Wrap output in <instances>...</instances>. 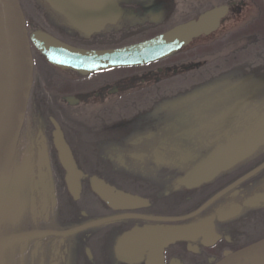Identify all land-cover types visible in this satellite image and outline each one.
I'll return each instance as SVG.
<instances>
[{
    "label": "flooded vegetation",
    "instance_id": "af4514ba",
    "mask_svg": "<svg viewBox=\"0 0 264 264\" xmlns=\"http://www.w3.org/2000/svg\"><path fill=\"white\" fill-rule=\"evenodd\" d=\"M19 3L28 37L44 32L82 50L130 45L217 6H227V14L215 31L192 39L170 56L87 74L50 64L29 40L32 83L13 159L0 187V235L43 234L4 245L0 264H74L77 258V264H214L227 253L264 238V145L210 181L190 188L178 183L217 144L239 137L264 110V66L261 74L253 72L231 82L233 87L246 90L245 98L231 107L216 99L179 97L182 91L210 82L205 79L208 75L192 79L201 72L209 73L214 61L206 57L224 59L218 52L225 41L233 40L227 46L244 45L236 51L250 52L246 50L250 42L264 39V17L255 13L264 9L263 0ZM246 9H254L249 19L237 27L224 28L227 19ZM199 40L203 41L196 43ZM254 52L257 55H252ZM248 55L253 57L242 60L246 65H254L256 56L264 65V49H253ZM234 60L233 68L240 66L239 58ZM47 84L59 86L58 93L47 98ZM41 101L48 128L41 125L43 116L37 113ZM126 101L142 106L125 117L118 105ZM92 104L100 107L86 130L94 126L101 134L84 141L87 143L80 148L82 140L72 133L69 122L85 126V110ZM54 122L82 172L77 197L69 192L57 158ZM82 149L84 153H80ZM102 190L105 199L98 193ZM119 193L142 201L122 208L125 204ZM221 196L224 199L215 205L213 199ZM97 221L101 222L94 223ZM152 231L176 237L152 254ZM133 235L136 242L130 254Z\"/></svg>",
    "mask_w": 264,
    "mask_h": 264
},
{
    "label": "water",
    "instance_id": "95a60500",
    "mask_svg": "<svg viewBox=\"0 0 264 264\" xmlns=\"http://www.w3.org/2000/svg\"><path fill=\"white\" fill-rule=\"evenodd\" d=\"M226 14L227 6H217L200 14L196 19L178 24L161 34L134 44L105 50H82L70 47L44 32L33 33L28 37L19 1L0 0V187L13 159L32 82L29 40L50 64L61 69L86 74L111 67L145 64L167 57L187 45L192 39L215 31L220 19ZM231 88L243 89L233 86ZM243 92L246 93V90L244 89ZM242 98L245 97L241 96ZM53 124V143L57 158L65 171V183L69 192L77 197L82 172L77 168L58 124L55 122ZM262 145H264V110L255 115L254 122L247 127L246 131H242L239 137L225 144H217L204 158L193 165L178 180V183L190 188L210 181L219 173L252 155ZM98 193L105 199L104 190ZM220 194L218 193L215 197ZM119 195L125 204L121 206L122 208L135 207L142 201V198L129 193ZM98 222L101 221L94 223ZM150 233L149 242L154 245L151 250L152 254L157 248H161L176 237L156 231ZM42 234L43 232L0 235V250L4 245L15 240ZM135 242L136 237L133 235L130 238L128 253H132ZM125 261H127L126 258ZM214 264H264V238L235 252L227 253Z\"/></svg>",
    "mask_w": 264,
    "mask_h": 264
},
{
    "label": "rangeland",
    "instance_id": "374dc122",
    "mask_svg": "<svg viewBox=\"0 0 264 264\" xmlns=\"http://www.w3.org/2000/svg\"><path fill=\"white\" fill-rule=\"evenodd\" d=\"M254 13V9H246L244 10L240 16L234 17L233 19H227L224 22V28H229V27H237L239 25H241L242 23H244L247 19L250 18V16ZM256 13V17H260V9H258V11H255ZM222 25V26H223ZM223 29V28H222ZM264 30V29H263ZM253 31V29L251 30ZM259 31V30H256ZM221 31L218 32V34ZM264 33V32H263ZM237 40V39H235ZM203 41V40H199L196 43ZM233 41V40H231ZM231 41H227L224 43V45H222L219 49L220 52H218V54L220 55H225L224 59H219L217 60L216 55H211L210 57H206L212 61H214L213 63H211L209 67V73L205 74V73H200L199 77H193L192 81L195 80H199L202 78H205L208 75L207 78L205 79H209L208 81H210L207 85H203V86H198L193 88L190 91H182L183 94L179 95V97H185L187 99H194V98H209V99H216V100H220V101H225L227 102V107H231L232 104L236 101L241 99V96H244V89H232V84L231 82H237L238 79H240V77L245 76V75H250L251 73L253 74V72H256V74H261L260 70L262 69V67L264 66L263 64H261L262 62L259 61V56H256L255 60L256 62H254L253 64H248L246 65L245 63L242 62V60H246V59H250L252 60L253 56H249L248 54L252 53L253 49H258L261 48V46L264 45V39L257 41L255 44H252L254 42H250V45H247V49L246 50H250V52H245V51H236L239 46H241V49L244 48V45L242 47V44L239 46H227L229 43H231ZM224 47V48H223ZM234 49V50H233ZM264 48H262L263 50ZM232 50V51H231ZM229 55V56H228ZM252 55H257V53H253ZM260 55V54H258ZM196 56V55H195ZM195 58V57H193ZM235 58H239L240 60V66H236L235 68H233L234 65H236V60H234ZM245 58V59H244ZM209 63V62H208ZM216 65L218 66L216 68ZM255 74V75H256ZM241 75V76H240ZM188 79V78H187ZM206 81V80H205ZM52 86H48L44 85V91H45V96L47 98L51 97L50 95H56L58 93V89L59 86L57 88L56 84H51ZM62 85V84H60ZM63 86V85H62ZM241 90V91H240ZM70 91V90H66L65 92ZM188 95H186V94ZM183 101V100H182ZM137 102H130V101H126L123 104H119L118 106L122 108L121 114L122 116L125 117H129L134 113H137L138 109H140V107L142 105L140 104H136ZM232 103V104H231ZM97 104V103H96ZM96 104H92L90 107H87V109L85 110V112L88 114L87 116V120L86 123H92L93 118L92 115L95 113L96 109H98L99 107ZM98 107V108H97ZM104 116V113L102 114ZM117 116V114H115ZM126 186V185H124ZM128 187L130 188H136V186L133 185H128Z\"/></svg>",
    "mask_w": 264,
    "mask_h": 264
},
{
    "label": "bare ground",
    "instance_id": "6f19581e",
    "mask_svg": "<svg viewBox=\"0 0 264 264\" xmlns=\"http://www.w3.org/2000/svg\"><path fill=\"white\" fill-rule=\"evenodd\" d=\"M42 105H43V102L41 101L40 102V109H39V111L37 112L38 113V115H40V117H41V115H42V111H41V108H42ZM94 115V114H93ZM92 115V118L94 117ZM43 116V115H42ZM45 116V115H44ZM42 117V119H41V125L43 126V127H46V128H48V126H49V123H48V121H47V119L45 118V117ZM86 125L85 126H83V124L81 123H77V122H75V121H71L70 120V122H69V127H70V129H71V131H72V133L74 132V133H77L78 134V136H80V139L82 140L81 142H80V148H82L89 140H92L93 138L95 139H97L100 135H98V134H101L100 132H96L95 131V127L94 126H92V127H90V131L88 132L87 130H86V128L87 127H89V123H85ZM81 134V135H80ZM84 134H86L87 136H84ZM84 141H87L86 143L84 142ZM79 148V149H80ZM84 150L82 149V152H80V153H84L83 152ZM93 156V155H92ZM95 160V159H94ZM264 176V175H263ZM224 196H221V197H219L218 199H213L214 201H212V202H216L215 203V205L217 204V202L219 201V199H224L223 198ZM216 198V197H215ZM72 208H74V212L77 210L76 209V207H72ZM61 209V208H60ZM60 211V210H59ZM72 211H73V209H72ZM71 213L72 212H70V211H68V214L69 215H71ZM76 244L79 242L78 241V236L76 235ZM76 250V249H75ZM79 250H78V254H79ZM76 254H77V250H76V252L74 253V257H76ZM78 259L79 258H77V260H76V262L74 263V264H77V261H78ZM73 264V263H72Z\"/></svg>",
    "mask_w": 264,
    "mask_h": 264
},
{
    "label": "trees",
    "instance_id": "16d2710c",
    "mask_svg": "<svg viewBox=\"0 0 264 264\" xmlns=\"http://www.w3.org/2000/svg\"><path fill=\"white\" fill-rule=\"evenodd\" d=\"M261 17H262V14H261ZM225 42H227V41H225ZM261 48H264V45L263 46H261ZM209 80V79H208Z\"/></svg>",
    "mask_w": 264,
    "mask_h": 264
}]
</instances>
